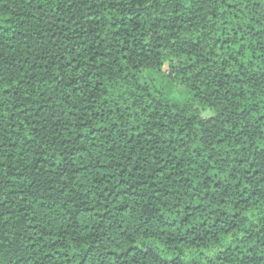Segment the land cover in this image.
Listing matches in <instances>:
<instances>
[{
	"label": "trees",
	"instance_id": "1",
	"mask_svg": "<svg viewBox=\"0 0 264 264\" xmlns=\"http://www.w3.org/2000/svg\"><path fill=\"white\" fill-rule=\"evenodd\" d=\"M0 264H264V0H0Z\"/></svg>",
	"mask_w": 264,
	"mask_h": 264
},
{
	"label": "rangeland",
	"instance_id": "2",
	"mask_svg": "<svg viewBox=\"0 0 264 264\" xmlns=\"http://www.w3.org/2000/svg\"><path fill=\"white\" fill-rule=\"evenodd\" d=\"M180 90L183 92L184 88L181 87ZM178 97H179L178 101L181 102V103L190 100L189 95H187L185 97L183 95L182 96H178ZM194 108L197 109L199 111V113L205 118H207V117H209V116H211L213 114V111L211 109H209V108H204V107H200V106H197V105H194Z\"/></svg>",
	"mask_w": 264,
	"mask_h": 264
}]
</instances>
